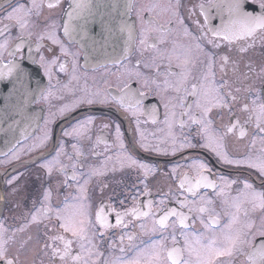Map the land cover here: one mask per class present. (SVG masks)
Here are the masks:
<instances>
[{
    "label": "flooded vegetation",
    "instance_id": "1",
    "mask_svg": "<svg viewBox=\"0 0 264 264\" xmlns=\"http://www.w3.org/2000/svg\"><path fill=\"white\" fill-rule=\"evenodd\" d=\"M48 2L43 0L40 14L29 17L28 27L22 32L14 20L4 17L18 5L30 7L31 0H0V29L6 24L14 25L0 31V43L7 40V47L0 49V68L9 67L6 73H0V116L8 113L11 116L17 111V108H11L12 103L23 107L26 100L27 116L32 110L37 117L34 121H38L30 135L8 152H0V226L6 230L9 259H15L17 264H81L71 258L62 261L59 255L54 257L53 248L62 251L63 244L52 239L58 235L71 238L70 233H64L59 227L56 216L66 205L71 208L77 204L81 186L86 187L90 219L94 224L92 245H86L92 248L89 264H126L152 242L168 237L171 228L152 232L153 219H158L165 210L189 216L186 221L189 227L185 231L194 228L199 232L204 229L199 219L193 224L196 213L190 214L187 207H181L182 204L193 200L199 202L201 197L207 196L213 203L206 207L220 214L219 226L223 227L229 218L224 214L226 209L222 199L236 198L243 190L244 181L256 191L264 192V175L248 167L247 163H224L215 153L201 147L204 143L201 126L189 119V116L201 118L196 103L198 100L204 102L202 95L193 94L192 85H197L198 93L202 84L206 88H216L218 91L213 95L223 97L227 107H211L207 116L211 120L209 134L223 137L222 149L230 159L244 161L251 158L256 162L264 158V137L256 129L254 120L246 123L249 113L243 111L246 103L252 106L253 99L264 102V34L257 33L254 43L252 39L232 44L216 39L218 48L207 43L211 36L202 40L204 52L213 57L211 75L208 56L193 51L187 91L176 93L165 82L174 84L181 69L177 67L176 59L170 61L168 56L173 48L177 54H182L186 47L194 49V42L183 32L187 28L192 35L200 36L202 31H207L199 5L207 6L209 0H131L130 15L136 36L134 48L120 60L105 64L90 62L75 37L65 35V13L71 0H59L58 6L52 9L47 7ZM150 4L159 7L146 10ZM169 5L183 20L182 25L171 11L162 12ZM248 7L253 14L261 13L260 0H246L245 10ZM138 13L144 20L154 19L158 26H164L165 43H160L159 33L151 32L146 44H140L142 25ZM224 16L226 19L227 13ZM220 25L217 10L210 9L208 27ZM53 30L68 55L62 54L60 45L47 38ZM41 35L45 38L40 39ZM241 48L246 50L241 51ZM222 57H227V61ZM53 60L56 62L52 63ZM205 75L208 80L204 79ZM125 84L128 85L126 88ZM18 92L21 97L16 100L12 94ZM96 93H100L101 98L107 96L108 102L77 104ZM121 97H124V107L115 102ZM66 107L69 110L61 114L60 110ZM173 111L175 116L171 117ZM166 115L171 127L166 123ZM237 121L239 124L233 131L226 132ZM117 127L123 150L117 142ZM45 130L48 139L40 145ZM141 134L149 145L148 150L140 146ZM173 138L177 145L187 139L195 147L173 153ZM157 147L161 151H156ZM126 156L148 165L153 171L145 175L144 170L130 166L124 159ZM194 160L207 165L210 169L208 178L217 185L215 189L201 187L195 196L187 191L189 185L180 188L186 176L194 183L196 173L190 167ZM53 161L49 173L44 165ZM221 178L236 183L225 187ZM221 188L223 197L218 195ZM134 207L150 215H125ZM245 207L248 216L241 212V221L252 222L254 226L246 237L251 246L245 244L242 247L244 253H251L264 242V236L258 234L264 225V210H252L250 205ZM100 208L104 209L107 227L96 221L95 213ZM117 213L123 224L117 225ZM33 215H37L36 221L32 220ZM175 219L178 218L170 217V220ZM203 219H209L207 212ZM128 235L134 237L131 242ZM176 235L182 245L179 225ZM167 244L171 247L170 239ZM79 253V246L73 243L72 255ZM220 259L224 264H250L247 256L240 253Z\"/></svg>",
    "mask_w": 264,
    "mask_h": 264
},
{
    "label": "snow or ice",
    "instance_id": "2",
    "mask_svg": "<svg viewBox=\"0 0 264 264\" xmlns=\"http://www.w3.org/2000/svg\"><path fill=\"white\" fill-rule=\"evenodd\" d=\"M59 0H49L47 7L49 9L57 7ZM246 0H209L207 6L204 3L199 5L201 10V15L204 16V27L207 28V31H202L200 36H194L187 28L184 29L183 34L186 37H190L194 42V49L192 47H186L182 54H177L175 48H173L172 54L168 56V59L171 61L173 58L177 61V67L181 69L176 81L174 84L166 85L171 87L176 93H181L187 91V81L190 75L189 64L193 62V51L197 54H204L208 56V68L209 75H211V68L213 64V57L210 53H205L204 49L201 46V41L208 38L209 36L212 39H207V43L211 44L214 48H218L220 45L216 43V39H222L223 41L232 44L233 42L241 40L252 39L253 43L255 42V37L257 33L264 34V0H260V14H253L251 12L245 11ZM101 5H96L100 7ZM44 3L43 0H31L30 7L25 8L24 5H18L17 7L12 8L10 12L6 14L4 19L9 21H15V25H18L21 31L23 32L29 24V17L34 13L36 15L40 14V11L43 9ZM93 7L92 0H71L69 3V10L66 11L67 22L63 25L64 33L66 36H70L72 32L77 31L79 25H74L73 21H79L85 18V13L91 14V9ZM114 7V5H113ZM131 9L132 5L129 3L127 5ZM159 5L150 4L147 6L146 10H155ZM216 9L217 13L220 15L221 25L218 28L208 27L209 24V13L210 9ZM171 11L172 15L177 18L179 24H183V20L179 18L178 13L174 10L173 6L169 5L168 7L162 9L163 13ZM227 13V18L225 19L224 14ZM138 18L141 20V31H140V44L145 45L147 41V35L151 32L159 33L158 39L160 43H165V32L162 30L164 26H158L154 19L144 20L142 16L138 13ZM172 21L169 20V23ZM14 25L6 24L3 29L0 31H6L8 28ZM121 32H127L128 42L132 43L135 40L133 27L126 23L121 25ZM45 36L41 35L40 39H44ZM47 38L52 41L53 44L60 45V51L64 55H68V50L65 46L59 41L56 37L55 30L48 33ZM251 47L252 45H248ZM7 47V40L3 43H0V49H5ZM154 47V45H153ZM241 51H245V48H241ZM43 59V58H42ZM227 61V57H222ZM56 61L53 60L52 63ZM61 70L64 66L61 65ZM75 71V67L73 68ZM205 80H208V75H205ZM128 85L125 84V88ZM201 92L198 93L197 85H192L193 94L202 95L204 102L201 103L200 100L197 101L196 107L201 110V118L197 120L195 117L189 116V119L193 123H198L201 126V131L204 136V143L200 146L209 149L215 155L222 160L224 163L228 164H242L247 163L248 167L257 169L261 175H264V158H260L258 161L253 162L251 158L247 160H233L230 159L225 151L222 149L221 141L223 137H215L209 134L208 128L211 124V120L207 119L208 113L211 111V107H227V104L224 101L223 97L218 95H213L217 93V89L214 87L206 88L203 84L200 86ZM123 91V89H121ZM47 98V97H45ZM233 100L236 97H232ZM94 102L107 103L108 97L104 96L101 98L100 93L94 94L91 98H85L77 102L79 103H88L92 104ZM117 104L121 107H124V97L115 100ZM139 103L138 101L136 102ZM129 106H131V98H129ZM168 107V105H166ZM69 109L62 108L61 114ZM125 110H128L126 108ZM243 111L249 113L248 121H255V127L258 129L259 134L264 137V102H258L256 99L252 100V106L246 103L244 105ZM135 114V112L133 113ZM171 117L175 116V112L170 113ZM91 121H88L90 123ZM47 123V122H46ZM166 123L171 127V121L166 115ZM239 124L237 121L236 124L231 125L226 129V132H232L233 129ZM69 135V133H65ZM244 133L241 131V136ZM48 139V132L45 130L44 136L40 139V145H43ZM117 142L121 150H123L124 145L119 140V128L117 127ZM255 143V141H253ZM173 153L177 150H181L185 147H195L187 139L176 144L175 139L173 138ZM140 146L145 150L149 149V145L144 142L143 134H141V144ZM156 151H161L159 147L155 148ZM14 158H18L14 155ZM128 161L130 166H136L144 170L145 175H147L153 169L149 168L148 165L138 163L133 160L130 156L124 158ZM55 161L50 162L47 165H44L49 171H52ZM190 167L195 171L196 175L194 178V183L192 180H189L187 176L185 180L181 182L180 188L187 187V191L192 193L194 196L197 194V189L201 187L215 189L217 185L209 180L208 174L210 169L207 165L201 161L194 160ZM75 179V177H73ZM225 187H230L232 184H235L236 181H227L224 178H221ZM11 183V182H9ZM87 183V182H86ZM77 204L69 208L67 205L65 209L57 213V220L60 221L59 227L63 230L64 233H70L71 238H67L65 235H58L53 237L54 241H60L63 244V250L59 248H53V256L59 255L60 260L65 261L71 258L72 261L81 262V264H89V259L92 255V248L86 247V245H92V235L91 229L94 227L90 219L89 205L87 203V192L86 187L81 186L78 189ZM220 196H224V190L221 188L218 193ZM49 196L46 194L45 199L47 200ZM163 203V201H161ZM213 201L207 196L201 197L200 201L195 200L182 204L181 207H187L188 212L196 213V216L193 218V224L196 219H199L200 224L202 225L204 231H197L194 228L191 231H185L189 227L186 221L189 220V216L185 215L182 212H176L175 210H165L163 214L158 219H153L152 222V232L167 231L168 228L172 229V232L169 233L168 237H162L161 240L154 241L149 245L148 248L142 249L135 258L126 262V264H224L221 261V257H234L237 253L244 254L247 256L250 264H264V242H262L258 247H256L251 253L243 252V245L249 244L250 241L246 237L250 234V230L253 228L252 222H242L240 218L241 212L244 216H248V209L245 205H250L252 210L260 208L264 210V192L256 191L251 184L247 181L243 182V190L238 194L236 198L229 201L227 198L222 199V204L225 206V215L228 216V223L223 227L219 226L220 214L216 213L214 210L209 209L206 205L212 204ZM104 209L100 208L96 211V221L100 223L102 227H107L106 219L103 216ZM209 214V219L205 221L203 219L204 213ZM125 215L132 216H148L150 213L141 212L138 208L134 207L128 210ZM170 217H177L178 219L170 220ZM45 218H48V214L45 213ZM32 220H37V215L32 216ZM123 224V220L120 219V214L117 213V225ZM180 228V235L183 237V243L181 245L180 240L176 235L177 226ZM144 226L141 225L143 231ZM6 230L0 226V264H17L15 259H9L8 257V238L5 236ZM260 236H264V225L261 229L258 230ZM121 239H124L122 237ZM127 239L131 242L134 237L128 235ZM171 240V247L168 246L167 241ZM76 243L79 246L80 253L78 255H72V245ZM251 246V245H250ZM94 264V262H93Z\"/></svg>",
    "mask_w": 264,
    "mask_h": 264
},
{
    "label": "water",
    "instance_id": "3",
    "mask_svg": "<svg viewBox=\"0 0 264 264\" xmlns=\"http://www.w3.org/2000/svg\"><path fill=\"white\" fill-rule=\"evenodd\" d=\"M131 0H92L93 7L91 14L85 13V18L79 21H73L74 25H79L77 31L72 32L76 41L83 49L87 58L93 64L114 63L120 58L126 56L133 50L134 42L129 43L127 32H121V25L126 23L133 25V16L127 5ZM96 5H101L96 7ZM114 5V7H113ZM253 13L250 7L245 10ZM67 16H65V23ZM136 37V36H135ZM5 69L0 68V73H6ZM21 92L13 93L12 96L19 100ZM33 95V94H31ZM13 97L11 99H13ZM26 100L23 107L20 104L12 103L11 108H17L11 115L10 113L0 116V152H8L21 139L31 134L36 129L38 121L36 114L30 112L27 116Z\"/></svg>",
    "mask_w": 264,
    "mask_h": 264
}]
</instances>
